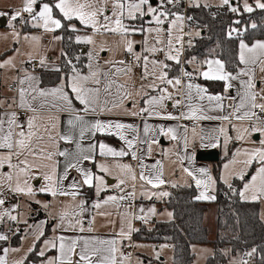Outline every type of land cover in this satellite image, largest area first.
I'll list each match as a JSON object with an SVG mask.
<instances>
[{
	"label": "snow or ice",
	"instance_id": "6c2138e0",
	"mask_svg": "<svg viewBox=\"0 0 264 264\" xmlns=\"http://www.w3.org/2000/svg\"><path fill=\"white\" fill-rule=\"evenodd\" d=\"M183 0H50V2H41L37 10L38 0H24L23 7L14 11L9 18V27L13 28L11 33L16 43L20 42L21 34L15 31L12 24L18 18H23V13L28 14L32 22V27L42 28L45 33H55L59 29L66 31L79 32L75 23L83 26V29L90 30V34L76 35L74 40L76 44L91 46L87 52L88 63L84 65L88 69L87 73L82 72L77 67L80 57H67L63 51L62 56L68 66V72L64 73L61 82L52 88H41L39 80L35 75L30 74L26 69H22L23 77H16L17 87L9 89L14 91L15 95L10 97V103L0 99V109L7 108L0 112V189L7 188V191L16 196H25L34 198L37 193H45L53 198L70 197V203L64 204L59 212L53 216L57 223L53 227V235L46 236L44 224L40 222L35 225L28 224L27 220L22 219V214L17 212L19 204L12 205L11 208H5L6 203L3 192H0V223L11 221L16 225L25 224L27 228L21 235V243L31 238V243L26 249L21 247H3L0 248V264H35L29 257L35 254L40 258V264H126L130 260L131 254L125 255L121 252V239H131V233L138 231L132 227L130 215L125 213L122 216L119 232L112 239L84 238L80 236H65L55 234L58 230L62 232H92L94 229L92 223L95 216L87 228L84 227L82 215L88 211L87 201L82 196V190L87 187L94 189L97 199L92 202L91 208L96 210L97 215L110 216L112 213L101 211L105 206L112 204L119 207L121 201L130 200L135 197V185L137 179L142 181L141 187L150 185L152 188H158L165 183L162 179L163 165L157 161L154 165H145L143 159L137 156L133 149L137 141L147 143V155L152 153V145L159 141L153 137L148 140H140L138 129L131 124H125L120 121H89L85 117L88 115H100L104 113H113L115 110H122L126 114L141 116L148 113L149 116H155L163 120H223L230 124L233 120L240 122L232 124L236 132L235 141L241 144H249L248 147L237 148L223 165L224 172L227 175H234L241 181H244L242 190L238 192L240 199L258 201L264 199V88H258L255 78V66H259L261 73H264V41H257L249 46L243 40L239 42V63L244 65L235 75L226 71L225 64L219 59H205L194 69L200 77L208 81H223L224 91L227 92L233 88L232 81L240 80L241 77L247 79L240 80V86L243 89L239 95V103H232L228 107L232 110L226 115L209 116L202 103H193V101L202 102L207 100L211 105L207 111H224L223 101L226 97L222 95L208 94V90L199 84L192 82L194 72L180 67V75L170 77L169 73L174 65L194 64L196 57L182 61L181 57L188 48L194 47L193 39L200 36L199 31L186 32V20H192L191 16L186 17L178 8ZM171 6V7H169ZM189 7L199 8L200 0H188ZM208 5L205 4V7ZM220 7L227 6L232 13H238L239 9L232 6L231 0H220ZM255 8L264 10V0H255ZM173 9H177L173 11ZM243 11L251 13L254 11L248 0L243 2ZM8 13L0 12V16ZM64 21L69 23L65 24ZM27 23V21H25ZM237 24L240 21H236ZM252 28L257 25L253 23ZM232 32H238V29H232L228 35L231 38ZM243 35V33H239ZM140 35L141 40L133 39ZM189 39L185 41V37ZM98 37L100 39H98ZM112 37L115 47L109 44L108 38ZM7 39V37H4ZM23 39L39 42L40 37L24 35ZM62 36H53V40H61ZM137 45L141 50H137ZM19 52V49H16ZM113 53L112 58L104 59L103 65L100 63L101 53ZM122 53L125 58L117 59L115 53ZM162 56L163 58H158ZM128 57H131L129 60ZM32 59L29 54V60ZM173 62V63H169ZM41 66L46 65V58L39 60ZM206 66V70H203ZM16 64L14 57L0 62V69H14ZM136 69H140L138 79L139 87H136ZM55 71H61L59 67ZM187 78V83L185 79ZM66 89H70L66 91ZM170 89L172 91H170ZM155 92L156 95H151ZM181 96V99H174ZM137 98L143 99L147 107H140L138 111L132 108H125V102L131 101L133 106L137 103ZM235 100V98H231ZM74 100L78 101L82 108L74 105ZM166 101H172L173 107H180L182 104L188 111L180 112L174 115L166 112ZM185 101L187 103L185 104ZM14 106L23 110L26 118L21 120L20 114L13 109ZM55 110V111H53ZM258 110V111H257ZM48 115L45 116L44 112ZM67 112L70 118L67 125L70 129L79 127V138L83 140L85 133L95 137L97 133L118 136L127 146V151H117L108 144L97 141L91 143L87 148L76 143V152H70L67 149L61 150L60 142L71 144L74 142L72 134L60 131V118L58 113ZM245 122H247L245 124ZM130 130L137 133L132 139H128L125 132ZM187 131V129H185ZM195 135V128H193ZM143 132L148 136L149 132L176 140V129L160 125L158 129L152 128L147 123L144 124ZM219 132L224 134L225 155H227V144L233 137L227 134V129L221 127ZM187 145V136L184 137ZM215 147L216 144L211 145ZM120 157L131 155L133 160H138L141 171L137 176L136 170L126 163L115 162L112 166L106 163L97 162L96 156ZM167 155V152L164 153ZM57 157L65 158L63 171L59 172L60 160ZM84 162L92 163L97 171L93 172L91 168L85 167ZM183 163V158H181ZM239 166V167H237ZM118 170L115 176L117 183L115 189L124 193L123 195H108L100 199L102 192H105L112 185H109L105 176L112 175V169ZM72 170L78 174L69 181V174ZM183 171L191 177L197 186L203 190L196 197L197 200L212 201L216 197L209 195L216 181L211 177L209 170L205 168L197 169L200 178L184 168ZM103 173L104 175H100ZM246 177H249L247 180ZM229 188L232 185L228 182L227 176L222 177ZM42 180L43 184L34 188L32 181ZM65 181H69L65 185ZM131 182L133 191L126 192L122 186ZM173 187L175 185L173 184ZM233 194L237 192L233 189ZM250 194V195H249ZM149 199L153 195L166 197L168 192L151 193L144 191L141 193ZM37 204L41 201L36 200ZM45 209L49 208V203L42 205ZM16 212V215L13 213ZM140 213H145L144 208L139 209ZM157 210L155 207L149 208L146 214L135 215L133 218L147 223L151 216H155ZM169 217L172 213H167ZM13 235L21 233V229L14 231L9 228ZM10 239L7 233L0 232V241ZM41 244L39 248L37 245ZM164 247H167L165 245ZM55 250L56 255H48ZM23 251V255L18 259L9 260L11 254H18ZM256 249L246 253L252 256ZM159 253H156L157 259ZM241 264L248 262L241 261Z\"/></svg>",
	"mask_w": 264,
	"mask_h": 264
},
{
	"label": "crops",
	"instance_id": "0c3cea01",
	"mask_svg": "<svg viewBox=\"0 0 264 264\" xmlns=\"http://www.w3.org/2000/svg\"><path fill=\"white\" fill-rule=\"evenodd\" d=\"M231 3H233L231 1ZM234 4V3H233ZM203 6V5H201ZM233 6V5H232ZM205 7V6H203ZM216 8L219 7V5H215V6H207L205 8ZM18 22V21H17ZM69 23L66 21V24ZM71 23H77V21H72ZM7 24V21L5 19H3L0 22V27H5ZM19 24V23H18ZM25 24V22L23 23ZM26 25H23V32L24 30H32L34 28H25ZM22 28V27H21ZM81 31V30H80ZM74 33V32H73ZM78 32L74 33V37L73 40L75 38V36L77 35ZM55 35L60 36V34H56ZM138 37H141L140 35H136ZM196 38V37H195ZM244 41V40H243ZM257 41H264V39H259V40H254L250 43H247L249 46H252L254 43H256ZM59 42V50L58 53L56 55V58L54 60L53 56L51 55H47L45 56L46 58V65L45 66H41L39 64V69H37L36 71H28L30 74L35 75L38 80H39V86L41 88H52L57 86L60 82H61V78L64 76V74H61L60 79L58 82H56L55 84L52 85H42L41 84V72H58L53 70L56 67L60 68V57H61V52H62V48H61V40H58ZM75 42V40H74ZM240 42V41H239ZM2 43L5 44L6 47V42L1 41L0 44V57L2 56L1 53L6 52V48H2ZM81 46L80 49V53H79V57H80V62L77 64V67L80 68L81 65V61L83 62V68L81 69L82 72L87 73L88 69L86 67H84V65H86V58H85V54H86V50H83V45L79 44ZM137 50H141L139 47L137 48ZM3 51V52H2ZM113 53H107L106 56L103 55V59L100 60V63L103 65L104 59H109L112 58ZM115 56L117 59H122L125 58L124 55L115 53ZM21 56L18 54V65L16 67V69H0V80L6 79V78H10V80H12V84H9V88L8 89H15L17 87V83L15 82V78L16 77H23V71H18V68L20 65H25L23 63H21L20 60ZM158 58H163V57H158ZM206 59H218L216 57H208ZM238 59H239V43H238ZM205 60V59H204ZM204 60H196V62L194 64H184V68L190 72H194V69L196 68V66L204 61ZM36 61V60H34ZM73 63H76L75 59L73 60ZM169 63H173V62H169ZM181 65H174L173 70L169 73L170 77L173 75H180L179 69H180ZM245 66L239 63V67L237 69V71L233 74L235 75L240 69H244ZM203 70H206V66L204 67ZM136 76H137V80H136V87H139L140 81L138 79L139 76V72L140 69H136ZM9 76V77H8ZM255 78H256V83L258 88H264V73H261L259 70V66H255ZM185 79V83H187V78ZM243 79H247V77H241L240 80ZM240 80H236V81H232L234 87L229 89L227 92L224 91V82L223 81H210V82H221L222 83V89L219 91H213V90H208V94L211 95H222L224 97H226V99L223 101L224 105H225V109L223 112L219 111V110H213V111H207L208 108L211 106L209 104V102L207 100H204L202 102H198V101H193V103H202L205 111L207 112V115L209 116H222V115H226L228 112H230L232 109L230 107H228L230 104L232 103H239V95L238 93H241L243 91V89L240 86ZM201 81H208L203 79L202 77H200L198 75V73L194 72V79L192 80L193 83L195 84H199L202 87L206 86L201 82ZM2 83V81H0V84ZM14 87V88H13ZM66 91H69L70 93V89H66ZM151 95H156L155 92H151ZM170 91H172L170 89ZM15 92L13 91V95H9V93L7 91H2L0 90V99H4L7 102L10 103V97L14 96ZM71 95V93H70ZM181 96H176L174 94V99H181ZM231 98H235V100L231 99ZM9 99V100H8ZM172 101H166V104L168 105L166 108V112L172 113L173 107L172 106ZM187 103V101H185V104ZM74 105L77 108H82V105L79 104L78 101L74 100ZM140 107H147V105L144 103L143 99H139L137 98V103L135 104V106H133V103L131 101H127L125 102V108H132L133 111H138V109ZM7 108V104L5 105V108L0 109V112L5 111V109ZM180 108V112H186L188 111L187 107H185L183 104L179 107ZM8 111H12V110H16L18 111V113L20 114V118L21 120H24L26 118V114L23 112V110L18 109L14 106L13 109H7ZM55 111V110H53ZM44 115L47 116L48 113L45 111ZM59 118H60V131L61 132H66L69 134H72L74 136V142L71 144H67L64 143L63 141L60 142V148L61 150H65L67 149L70 152H76V143H80L82 147L87 148L89 144L91 143H96L97 141L99 142H103L108 144L110 147L114 148L117 151L120 150H125L127 151V146L125 145L124 141H122L118 136H108V135H103L100 133H97L95 137H91L89 133H85V137L83 140H80L79 138V127L75 128V129H70L69 126L67 125V120L70 118V114L67 112L64 113H58ZM87 120L89 121H93L96 119L99 120H104V121H120L122 123L125 124H131L134 127H136L139 131H138V135H139V139L140 140H148L150 137H153L155 139H157L159 141L158 144H153L152 145V153L151 155H147V143H140L139 140L136 143L135 148L133 149V151H136L137 156L143 159V163L145 165H154L157 163V161H160L161 164L163 165V176L162 179L165 181V183L163 185H161L158 188H152L150 185H144L143 187H141L142 185V181H139V179H137L136 185H135V197L130 199V200H124L121 201L119 204V207L109 204L107 206H105L104 208L101 209V211H107L112 213V215L110 216H100L97 215L96 210L91 208V204L93 201H95L97 199L94 189H89L87 187H85L82 190V196L78 197V199L83 198L87 201L86 203V208H88V211L84 212L82 215V220L84 223V227L87 228L89 226V223L92 221V218L95 216V221L94 223H92V227H93V231L92 232H62V231H57L55 234L60 235L63 234L65 236H80V237H84V238H97V239H112L115 237V234L117 232H119L120 227H121V220H122V216L125 213L130 214L127 218L131 219L132 222V227H133V215H143L147 213V210L149 208L155 207L157 210V214L155 216H151L147 223H149V225L151 224V222L153 221H169L171 220L172 216L169 217L168 215H165L164 220H159L156 216L160 215L162 212H164L165 209H167L165 207V202L168 199L169 195L171 194V191L175 188H183V187H190L193 186L195 189V199L196 197L200 194V192L203 190L202 188H197L195 181L189 177L184 171V168H188L190 171H193L194 174L197 176V178H200L199 173L197 172V169L200 168H205L209 170V173L211 175V177L215 180L214 177V170L217 169L218 170V175H219V180L222 184H224L225 186L229 187L228 184H226L224 182V179H222V177L227 176L228 182L232 185L234 181H239L241 184L240 190H242L244 181L239 180L238 178H236L234 175H227V173L224 172V168L223 165L225 163L228 162L229 158L231 157V155L234 153V151L237 148L240 147H248L250 146L249 144H241L240 142L235 141L234 137L236 136V132L233 130L232 128V124H239L240 122L233 120L231 122V124L228 121H223V120H200V121H195L197 122V126H187V124L183 123V122H177L176 120H163L160 119L158 117L155 116H149L148 113H144L141 116H133L130 114H126L125 112H123L122 110H115L113 113H104V114H100V115H88L85 117ZM188 122H194V120H185ZM147 123L148 125L152 126V128L154 129H158V127L160 125H164L166 128L167 127H172L176 129V136L177 139L176 140H172L169 139L168 137L159 135L158 132L155 133V135L152 132H149L148 136L144 135L143 132V128H144V124ZM247 122H245L246 124ZM223 127L225 129H227V134L231 137H233V139L231 141H229V143L227 144V155H225V144H224V134L219 132V129ZM193 128H195L196 132L195 135H193ZM185 129H187V131H185ZM126 136L128 139H132L133 136H136L137 133L131 132L130 130H126L125 132ZM185 135L187 136V145H185V141H184V137ZM215 143L216 146L212 147L211 145ZM167 152V155L165 156L164 153ZM208 152H216L217 156H218V160L217 162H206L201 160V156L198 157V155L200 153H208ZM181 158H183V163H181ZM58 160H60V165L58 168L59 172L63 171V166L65 163V158L63 157H57ZM96 161L97 162H102V163H106L109 166H112L115 162H120V163H126V164H130L137 172V176H139V173L141 171V168L139 167V162L138 160H133L131 158V155L125 156L123 158L120 157H108V158H104V157H100L99 155L96 156ZM84 166L91 168L93 170V172H96L97 169L96 167L89 162H84ZM239 167V166H237ZM100 175H104L103 173H99ZM118 174V170L113 168L112 169V175L110 176H105L106 181L108 182L109 185H112L113 187H110L108 190H106L105 192H102L100 195V199L105 198L108 195H123L124 193L119 192V190L115 189L114 185L117 183V180L115 179V176ZM73 177H78V174L75 172V170H72L69 174V181L73 178ZM249 177H246L245 179L247 180ZM69 181H65V185H67L69 183ZM34 184L35 188H38L39 186H41L43 184L42 180H36V181H32ZM173 184L175 185V187H173ZM125 188L126 192H131L133 191V187L131 182L128 183V185L126 186H122ZM215 188H216V183L214 185V187L209 190L208 194L209 195H214L215 196ZM149 191L151 193H159L162 191L168 192L169 195L166 197H157L156 195H153L151 197V199H149L147 196H143L141 195L142 192L144 191ZM250 195V194H249ZM40 196L43 197H48V194H40ZM60 199V202L58 203V207L59 209H61L63 207L64 204H68L70 203V197H60L57 196ZM240 198V197H239ZM197 200V199H196ZM201 203L205 204V210L203 212V225L206 229L207 232V239L209 241V243L207 244H202V245H193L191 246V251L194 255V260L196 259L197 255L202 254V259L198 262L199 264H205L207 259L211 256L214 255L215 252V248L212 245V242L215 241L216 236H217V204L215 203V200L212 201H206V200H197ZM245 202H257L259 204V218L261 220V222L264 224V220L261 214V202H264V199L258 200V201H251V200H243ZM21 202H22V198H21ZM20 208H21V204H20ZM140 208H144L145 209V213H140L139 209ZM168 210V209H167ZM34 213L31 215V220L34 221H40V222H46L45 225V233L46 236H48L49 238L53 235V227L55 226V222L48 216V214L44 211H42L39 208H33ZM170 211V210H169ZM171 212V211H170ZM51 219V220H50ZM6 224V223H5ZM3 224V225H5ZM1 225V226H3ZM47 225L48 230H47ZM4 227V226H3ZM1 232V230H0ZM132 234V240H133V234L134 232L131 233ZM126 239H121L120 244L118 245L120 247L121 252H123L125 255L126 254ZM20 242V236H18L16 238V245H18ZM130 243V242H129ZM137 242H135L136 244ZM139 244V243H138ZM148 244V243H146ZM155 243L152 244L153 248L155 250H160L163 247V244H161L158 248H155L154 246ZM11 245V244H10ZM6 247V246H5ZM166 250H168L167 252H169V254L171 253V261H172V249L171 247L167 248ZM135 252V257H134V264H154L153 262H155L154 260H157L156 262H164V256L159 255V258L157 259V257L150 258L148 256V252H140L139 249L137 250V247L135 246L134 249ZM146 253V254H145ZM56 251L53 250L51 252L48 253V255H56ZM225 256L228 255V250L224 251ZM35 255V254H34ZM139 256H141V261H139ZM37 261H35V263H40V258L36 257ZM193 260V263H194ZM236 263V264H241L239 259H231L229 261V264ZM171 263V262H170ZM169 263V264H170Z\"/></svg>",
	"mask_w": 264,
	"mask_h": 264
},
{
	"label": "trees",
	"instance_id": "16d2710c",
	"mask_svg": "<svg viewBox=\"0 0 264 264\" xmlns=\"http://www.w3.org/2000/svg\"><path fill=\"white\" fill-rule=\"evenodd\" d=\"M239 9L238 13L220 11L214 8L191 7L189 16L196 20L201 29L200 36L194 39V47L185 52V60L196 57V60H204L208 57H216L225 64V69L234 74L239 67L238 43L244 40L250 43L254 40L264 39V10L254 9L251 13L240 9L239 0H231ZM240 21L239 24L236 21ZM66 24V21H64ZM255 23L256 28L251 25ZM232 29L230 38L228 33ZM56 34L63 37L61 48L67 57L79 55L81 46L73 40L74 33L59 29ZM65 56L60 57V69L58 72H41V84L48 86L59 81L61 74L68 72L65 64ZM81 61L80 68H83ZM210 91L222 89L221 82L201 81ZM216 181L215 203L217 204V236L212 245L215 248L214 255L209 257L205 264H229L231 259H239L244 252L256 249L252 255V262L248 264H264V224L259 218V204L257 202H245L239 198L241 183L234 181L232 188L225 186L219 180L218 170H214ZM233 189L237 194H233ZM165 207L171 211L172 218L169 221H153L149 226L139 225L138 231L133 234V240L137 243L166 244L172 249V261L170 264H193L194 255L191 246L209 243L207 232L203 225V212L205 204L195 199V189L179 187L171 191L165 202ZM47 225V230H48ZM17 234L11 245L16 243ZM5 241H0V248L5 247ZM228 250L225 256L224 251ZM2 254V253H0ZM30 261H37L35 255L29 257ZM28 264V262H26ZM162 264V262H157Z\"/></svg>",
	"mask_w": 264,
	"mask_h": 264
},
{
	"label": "rangeland",
	"instance_id": "374dc122",
	"mask_svg": "<svg viewBox=\"0 0 264 264\" xmlns=\"http://www.w3.org/2000/svg\"><path fill=\"white\" fill-rule=\"evenodd\" d=\"M240 1V9L243 11V2L244 0H239ZM41 2H50V0H38V4L36 5V8L37 10L39 9L40 7V3ZM158 2V0H157ZM23 3H24V0H0V12L2 13H8V15H5V16H0V22L5 19L7 21V24L5 27H0V44H1V41L3 42H6V47H5V44L2 43V48H6V52H3L1 53L2 56L0 57V62H3L9 58H12L14 57V62L16 64V67L18 65V54L21 56L20 60H21V63L23 64H29V63H32L34 62V60H36V62L39 63V60L41 57H45L46 54L47 55H51L53 56L54 60L56 58V55L58 53V50H59V42L56 41V40H53V36H56L55 33H45L43 31L42 28H34L32 27V22L30 21V19L28 18V14L27 13H23V18L24 20L21 21L20 18H18L16 21H13L12 24H14L15 26V31L19 32L21 34V38H20V42L19 43H16L15 40L13 39L11 33L13 31V28L9 27V18H10V15L12 13H14V11L16 10H19L23 7ZM248 3L250 5L253 6L254 9L255 8V0H248ZM200 4L205 6V4L209 5V6H215V5H219L220 4V0H200ZM237 7V6H235ZM212 7H209V9H211ZM244 12V11H243ZM18 21V22H17ZM27 21V23L25 22ZM75 21V20H74ZM25 22V24H23ZM19 23V24H18ZM78 23V22H77ZM76 24V23H75ZM23 25L26 27L25 28H34L32 30H24L23 32ZM77 25V28L80 29L81 31H79L77 33V35H86V34H90V30H85L83 29V26L76 24ZM22 27V28H21ZM24 35H28L29 37H32V36H38L40 37V40L39 42H34L32 41L31 39H29L28 41H25L23 39ZM7 37V39H5L4 37ZM98 39H100L98 37ZM113 39L112 37H109L108 40H109V44L112 45L113 47H115L114 43H113ZM133 39L139 41L142 39V37H138V36H134ZM83 45V50H86V54H85V58H86V64L88 63V57H87V52L90 50L91 46L89 45ZM139 47V45H137V48ZM16 49H19V52L16 51ZM109 54L110 52H104V53H101V57H103V55L106 56V54ZM118 54H121L119 52H117ZM29 54H31L32 56V59L29 60ZM162 57V56H160ZM16 68H14L15 70ZM9 77V76H8ZM2 81V83L0 84V90H4V91H7L9 93V95H13V91H10L8 88H9V84H12V80H10V78H6V79H3V80H0ZM9 100V99H8ZM11 102V101H10ZM33 184V182H31ZM33 187H34V184H33ZM35 188V187H34ZM0 192H3V197H4V194L7 191V188L5 187L4 189H0ZM40 194H43V193H37V195L34 197V198H29V197H25V196H21L22 198V202H21V208H20V212L22 214V219L24 220H27L28 221V224H32V225H35L37 223H40V221H34V220H31V215L34 213L33 211V208H39L41 209L42 211L46 212L48 214V216L55 222V224L57 223V220H54L52 217L55 216L58 212H59V207H58V203L60 202V199L58 197H55L53 198L52 196L48 195V197H43V196H40ZM36 200H39L41 201L40 204H37L35 201ZM6 201V199H5ZM44 203H49V208L48 209H45L42 205ZM260 204V203H259ZM12 202H7L5 203L4 207L5 208H11L12 206ZM261 214H262V217H263V220H264V202L262 201L261 202ZM0 211H2V209H0ZM170 211L165 209L164 212H162L160 215H157L156 217L160 220H164V217L165 215H167V213H169ZM50 219V220H51ZM9 221L6 220V224L8 223ZM5 223H0V230L3 228V226H5L6 224ZM5 224V225H3ZM146 225V226H149V223H145L144 221L140 222L139 225ZM3 225V226H1ZM21 225V233H20V242L18 245L16 244H13V245H9V247H23L24 249H26L28 247V245L31 243V238H29L28 240L24 241L23 242V245L21 243V235L23 234V230L27 228V225L25 224H20ZM138 225V226H139ZM45 227V225H44ZM132 240V234H131V239H126V245L128 247L129 245V242ZM153 242H150L148 244L146 243H136L135 246L137 247V250L139 249L140 252H148V256L150 258H155L156 257V253H159L161 256L163 255L164 256V262L163 264H169L171 262V253L169 254V252H167L168 250H166L169 246L167 245V247H164L166 244H163V247L159 250H155L152 246ZM40 246H42L41 244L38 243L37 247L39 248ZM170 248V247H169ZM24 253L23 251L21 253H18V254H11L10 257H9V260L11 262V260L13 259H18L20 256H22ZM146 254V253H145ZM202 254H199L197 255L196 259L194 260V263L193 264H199L198 262L202 259ZM141 256H139V261H141ZM155 262H153L154 264H157V260H154ZM36 264V263H35ZM37 264H40V263H37ZM126 264H129V261L126 262ZM202 264V263H201ZM232 264H236V263H233Z\"/></svg>",
	"mask_w": 264,
	"mask_h": 264
},
{
	"label": "built area",
	"instance_id": "2783aa9c",
	"mask_svg": "<svg viewBox=\"0 0 264 264\" xmlns=\"http://www.w3.org/2000/svg\"><path fill=\"white\" fill-rule=\"evenodd\" d=\"M171 7V6H169ZM179 10L186 16L188 17L189 14H188V10L189 7L188 6V0H183V3L181 5L178 6ZM216 10H220V11H228V7L227 6H224V7H216L214 8ZM177 9H173V11H175ZM21 21H23L24 19H21ZM201 27L199 25V23L192 19V20H186V27H185V31L186 32H192V31H200ZM189 38L186 36L185 37V41H187ZM195 39V38H194ZM194 39H193V42H194ZM185 48L186 50L188 49L187 47V44H185ZM186 52V51H185ZM185 52L183 54V56L181 57V60L184 61L185 60ZM128 59L130 60L131 57H128ZM181 66H184L181 65ZM22 69H26L27 71H36L37 69H39V63L34 61L32 63H29V64H25V65H20L19 68H18V71L20 72ZM14 88V87H13ZM258 111V110H257ZM172 114L174 115H179L180 114V108L179 107H175L173 108L172 110ZM177 122H183L185 124H187V126H197V122H188V121H185L184 119H179V120H176ZM4 197L6 199L7 202H12L13 205L15 204H19V208L17 209V212H20V204H21V196H16V195H13L9 192H6L4 194ZM17 213L14 212L13 215H16ZM136 215V214H135ZM133 215V217L135 216ZM140 222H142V220H138V219H134L133 218V228L134 229H137L138 228V225L140 224ZM9 228H12V230L14 231L16 228H19L21 229V225H16L14 224L13 222L9 221L2 229H1V232L3 233H7L10 237V239L8 241H5V244H6V247H9L10 243H11V240L16 236V235H13L11 231H9ZM135 232V231H133ZM161 244L159 242L155 243L154 246L155 248H158ZM134 249H135V241L134 240H131L128 247L126 248V254H131V258L129 260V264H134V257H135V252H134ZM250 251H247V252H244L243 255L241 256L240 258V263L241 261H247L248 263H251L252 262V256H248L246 255V253H248Z\"/></svg>",
	"mask_w": 264,
	"mask_h": 264
},
{
	"label": "water",
	"instance_id": "95a60500",
	"mask_svg": "<svg viewBox=\"0 0 264 264\" xmlns=\"http://www.w3.org/2000/svg\"><path fill=\"white\" fill-rule=\"evenodd\" d=\"M199 156H201V160L206 162H217L218 160V156L216 152L200 153L198 157Z\"/></svg>",
	"mask_w": 264,
	"mask_h": 264
}]
</instances>
